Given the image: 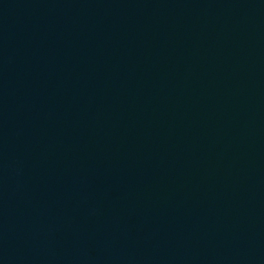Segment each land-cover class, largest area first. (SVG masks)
Listing matches in <instances>:
<instances>
[{"label":"water","instance_id":"1","mask_svg":"<svg viewBox=\"0 0 264 264\" xmlns=\"http://www.w3.org/2000/svg\"><path fill=\"white\" fill-rule=\"evenodd\" d=\"M0 264H264V0H0Z\"/></svg>","mask_w":264,"mask_h":264}]
</instances>
